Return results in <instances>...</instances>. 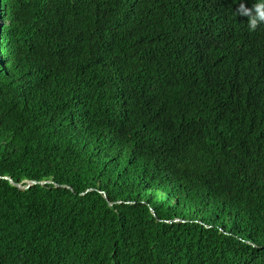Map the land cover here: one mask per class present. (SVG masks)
Listing matches in <instances>:
<instances>
[{"label":"trees","instance_id":"16d2710c","mask_svg":"<svg viewBox=\"0 0 264 264\" xmlns=\"http://www.w3.org/2000/svg\"><path fill=\"white\" fill-rule=\"evenodd\" d=\"M257 2L0 0V264H264Z\"/></svg>","mask_w":264,"mask_h":264},{"label":"clouds","instance_id":"9594fccd","mask_svg":"<svg viewBox=\"0 0 264 264\" xmlns=\"http://www.w3.org/2000/svg\"><path fill=\"white\" fill-rule=\"evenodd\" d=\"M237 11L240 15L248 17L247 27L249 31H255L259 24L264 23V0H258L254 5L255 15L244 4H240Z\"/></svg>","mask_w":264,"mask_h":264},{"label":"water","instance_id":"95a60500","mask_svg":"<svg viewBox=\"0 0 264 264\" xmlns=\"http://www.w3.org/2000/svg\"><path fill=\"white\" fill-rule=\"evenodd\" d=\"M6 179H8V180L11 182L12 185L18 187V188L21 189V190H27V189L30 188V186H31L32 184H36L35 182H30V183H28L27 186H22L21 184H17V183H15V182H14L12 179H10V178H6ZM41 184H46V182H42Z\"/></svg>","mask_w":264,"mask_h":264}]
</instances>
